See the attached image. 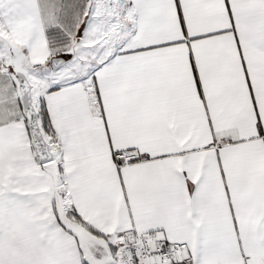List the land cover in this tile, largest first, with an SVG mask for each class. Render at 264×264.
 Wrapping results in <instances>:
<instances>
[{"label":"snow or ice","instance_id":"snow-or-ice-1","mask_svg":"<svg viewBox=\"0 0 264 264\" xmlns=\"http://www.w3.org/2000/svg\"><path fill=\"white\" fill-rule=\"evenodd\" d=\"M0 264H264V0H0Z\"/></svg>","mask_w":264,"mask_h":264}]
</instances>
